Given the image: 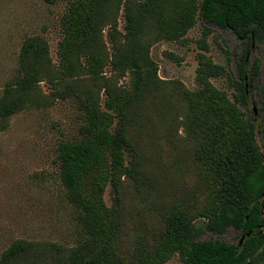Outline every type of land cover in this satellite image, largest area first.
Wrapping results in <instances>:
<instances>
[{
    "label": "trees",
    "instance_id": "obj_1",
    "mask_svg": "<svg viewBox=\"0 0 264 264\" xmlns=\"http://www.w3.org/2000/svg\"><path fill=\"white\" fill-rule=\"evenodd\" d=\"M198 15L230 30L246 44L245 54L264 39V0H71L60 17L55 63L45 39L30 35L22 41L16 73L0 95V128L26 105L74 99L81 114L79 136L59 140L54 162L81 238L69 248L53 245L57 252L43 261L35 259L33 242L16 239L2 252L0 264H161L176 254L184 264H264V159L255 124L239 107L247 94L244 81L258 75L260 63L246 62L245 54L234 100L210 81L227 73L225 67L201 51L196 55L198 87L180 92L185 110L180 126L193 149L205 203L194 209L175 204L160 214L163 228L153 243L137 234L130 256L120 251V187L135 171L129 125L136 105L161 82L150 46L156 40H185ZM208 33L204 27L197 41L204 50ZM108 65L126 75L128 84L105 79L103 104L91 88L66 82L100 77ZM42 81L49 83L52 96L41 92ZM107 185L115 193L111 206L103 199ZM229 226L241 232L236 243L198 239L204 230L222 234Z\"/></svg>",
    "mask_w": 264,
    "mask_h": 264
},
{
    "label": "rangeland",
    "instance_id": "obj_2",
    "mask_svg": "<svg viewBox=\"0 0 264 264\" xmlns=\"http://www.w3.org/2000/svg\"><path fill=\"white\" fill-rule=\"evenodd\" d=\"M70 2L0 0V95L6 80L16 73L20 46L27 36L45 39L53 63L57 61L62 37L60 17ZM123 23L120 12L119 30ZM204 27L209 28L207 50L197 43ZM103 36L109 47L106 30ZM245 48L246 44L230 30L205 23L199 15L185 40L152 42L150 55L161 82L136 105L129 125L128 133L135 145V171L124 177L120 187L123 255L130 256L137 234L153 243L163 228L160 214L167 213L175 204L194 209L205 203L206 192L192 158L193 149L180 126L185 111L180 92L198 87L196 55L201 51L225 67L227 73L213 76L210 81L234 100ZM245 58L246 62L259 61V73L244 81L247 94L245 103L239 107L255 124L256 140L264 159V39L254 41ZM105 79L113 85L128 84V77L118 75L109 65L100 77L78 76L66 82L91 88L103 104ZM39 86L43 94L52 91L44 81ZM51 99L49 105L24 106L3 121L0 128V256L13 241L25 239L34 243L35 259L43 261L57 252L53 245L69 248L81 238L74 208L65 197L54 162L59 140L79 136L81 114L71 96ZM114 195L107 185L103 199L108 206L114 204ZM240 238V230L233 226L222 234L204 230L198 236L199 240L226 243H236ZM161 264L184 263L176 254Z\"/></svg>",
    "mask_w": 264,
    "mask_h": 264
},
{
    "label": "water",
    "instance_id": "obj_3",
    "mask_svg": "<svg viewBox=\"0 0 264 264\" xmlns=\"http://www.w3.org/2000/svg\"><path fill=\"white\" fill-rule=\"evenodd\" d=\"M254 110V113H255V109H253Z\"/></svg>",
    "mask_w": 264,
    "mask_h": 264
}]
</instances>
